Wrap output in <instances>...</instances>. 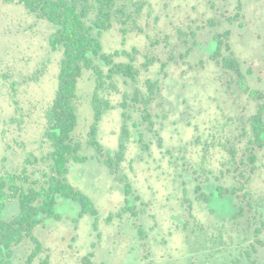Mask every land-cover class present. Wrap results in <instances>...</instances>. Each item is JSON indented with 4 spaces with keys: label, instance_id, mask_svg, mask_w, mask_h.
Segmentation results:
<instances>
[{
    "label": "rangeland",
    "instance_id": "obj_1",
    "mask_svg": "<svg viewBox=\"0 0 264 264\" xmlns=\"http://www.w3.org/2000/svg\"><path fill=\"white\" fill-rule=\"evenodd\" d=\"M122 1L141 4L136 22L124 42L116 24L100 40L105 53H129L138 75L99 93L97 147L92 72L77 83L72 136L83 161L68 163L66 179L96 215L58 196L61 219L33 232L41 250L25 238L12 264H264V135L259 147L252 132L261 106L264 122V0ZM54 30L0 0V178L37 189L52 173L45 132L62 58ZM216 35L238 72L212 58ZM17 212L8 199L0 218Z\"/></svg>",
    "mask_w": 264,
    "mask_h": 264
},
{
    "label": "trees",
    "instance_id": "obj_2",
    "mask_svg": "<svg viewBox=\"0 0 264 264\" xmlns=\"http://www.w3.org/2000/svg\"><path fill=\"white\" fill-rule=\"evenodd\" d=\"M3 1L7 4H20L29 13H34L37 18L52 24L55 30L50 39L51 48L53 50L58 47L62 49L57 87L49 105L48 127L45 132V136L52 146L50 152L52 173L39 189L26 186L25 179L18 175L0 178V214H2L8 199H14L18 203L16 215L10 219L0 218V264H12L13 247L25 238L34 242L33 253L41 250V244L33 232L45 219H61L55 210L58 196L77 202L81 208L80 216L84 214L96 215L91 200L66 179L68 163L83 161L78 155L80 144L74 141L72 136L77 125V83L85 70L92 72L94 77L92 104L94 122L91 143L97 147L93 136L103 112L99 104V93L116 76L135 81L138 75L133 57L129 53L118 49L110 53L103 52L100 38L104 31L116 24L124 42L127 25L131 26L136 22L141 4H138L139 6L134 10H129L122 0ZM215 40L219 51H215L212 58L216 62L222 63L224 68L238 72V61L232 56H222L220 52L222 40L218 35L215 36ZM123 54L128 55L130 61H116V58ZM97 59L100 60V63L96 62ZM110 85L114 87L113 84ZM262 110V106L259 107L252 118L253 138L259 147L263 146L262 137L264 135ZM120 141V150L116 153L117 161L120 160L124 150L122 139ZM106 163L110 166L108 161ZM128 189L129 186L125 185V192L128 193ZM200 197L206 201L203 194ZM84 259V264H91L89 256H85Z\"/></svg>",
    "mask_w": 264,
    "mask_h": 264
}]
</instances>
